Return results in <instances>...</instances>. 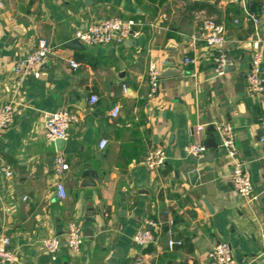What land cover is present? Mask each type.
<instances>
[{"label": "crops", "instance_id": "0c3cea01", "mask_svg": "<svg viewBox=\"0 0 264 264\" xmlns=\"http://www.w3.org/2000/svg\"><path fill=\"white\" fill-rule=\"evenodd\" d=\"M1 1L0 102L14 99L16 115L0 137V233L11 237L17 264H108L116 250V264H218L210 251L219 241L229 242L243 264H264V91L248 89L253 25L243 9L246 2L260 19L264 82V0ZM208 16L224 25L233 66L218 75L215 50L200 38L201 21ZM111 17L140 21V34L122 43L84 45L83 50L65 46L78 30ZM40 38L57 50L40 77L21 81L15 65L36 49ZM150 61L161 74L169 68L181 71L160 76L154 96L149 95ZM115 106L120 110L112 116ZM62 107L77 112L80 120L58 151L46 138L43 116ZM228 113L236 117L228 119ZM215 121L234 128L239 157L258 195L253 202L234 190L232 163L217 132L208 131L209 125L197 131L199 124ZM211 138L218 149L207 148L203 159L212 152V160L185 154L187 144L206 145ZM156 147L168 159L150 169L144 155ZM57 152L70 163L62 177L65 198L56 189ZM85 162L98 173L91 179L95 186L83 185ZM190 167L198 171L195 185ZM71 222L85 235L79 252L66 245ZM148 225L157 242L140 246L133 235ZM168 232L182 245L170 249ZM53 236L63 242L55 260L44 245Z\"/></svg>", "mask_w": 264, "mask_h": 264}, {"label": "built area", "instance_id": "2783aa9c", "mask_svg": "<svg viewBox=\"0 0 264 264\" xmlns=\"http://www.w3.org/2000/svg\"><path fill=\"white\" fill-rule=\"evenodd\" d=\"M1 6L2 1L0 0V7ZM243 9L246 14V19L253 25V31L250 35L253 52L251 68L247 74L248 89L252 94H261L264 91V82L261 76L263 51L261 49L259 37L260 19L257 13L251 10L246 2L243 3ZM236 21L238 22L239 20ZM140 25L141 22L134 19L111 17L93 22L87 28L78 30L74 38L86 46L105 45L114 42L122 43L132 35L140 34L138 28ZM199 29L200 38L204 40L207 46L215 50L214 64L216 72L222 73L225 66L231 63L225 50L226 29L224 25L219 23L214 17L208 16L202 19ZM56 50L57 48L52 46L45 38H40L37 42L36 49L27 54L15 65V73L19 80L22 81L29 76L40 77L49 55L56 52ZM185 62L195 65L196 60L186 57ZM70 64L73 68L79 66V63L74 59L70 60ZM160 73V66L154 61H150L148 67V83L151 89L149 91L150 96H154L159 90ZM96 100L97 97L93 96L92 101L95 102ZM119 110V106H115L112 110V116H116ZM15 115L14 99L0 102V137L6 128L15 123ZM43 117L45 135L51 142H55L57 139L67 140L70 135L71 126L80 120V116L77 112L66 107L58 108L54 111H47L44 113ZM210 124L215 127V131L220 138V146L231 160V181L234 190L247 202L255 201L258 195L255 193L251 175L245 169L244 162L239 157L236 136L232 124L225 121L202 123L198 125L197 131H204ZM260 141L264 147V136L260 138ZM106 144L107 140L104 139L101 141L100 147L103 148ZM184 151L187 156L200 159L205 156L207 146L204 142H193L187 144ZM167 159L168 155L162 147L149 149L144 155L145 164L150 169H157L164 166ZM69 169L70 163L66 156L62 152H57L54 157V171L59 179L56 184V189L60 198H65L67 196L62 177ZM6 175L12 176V171L7 170ZM168 233L170 235L168 239V247L170 249L182 245V240L171 236V232ZM84 236L81 226L75 222L69 223L66 229V245L68 249L72 252H79ZM157 238L158 237L152 230L146 228L137 230L133 235V241L140 246L155 243L157 242ZM260 242L264 252V227L260 231ZM62 244L63 242L58 236L48 237V239L44 241V245L52 260L57 258ZM210 257L218 264H243L235 256L231 244L227 241L215 243L211 248ZM17 263V255L11 248V237L7 233H0V264Z\"/></svg>", "mask_w": 264, "mask_h": 264}, {"label": "water", "instance_id": "95a60500", "mask_svg": "<svg viewBox=\"0 0 264 264\" xmlns=\"http://www.w3.org/2000/svg\"><path fill=\"white\" fill-rule=\"evenodd\" d=\"M66 47L68 48H71L72 50L75 49V50H83L85 47L84 45L77 39H72L70 41H68L66 44H65ZM248 46H249V50H252V43L251 42H248ZM166 65L169 67H172L174 65L173 62H166ZM233 66L232 65H226L225 68H224V71H228L230 69H232ZM44 70V68H43ZM43 72V71H42ZM167 73H172L173 75H178L181 73V71L179 70H176V69H172V68H169V69H165V71L162 72V74L160 73V76H167L168 74ZM219 73L215 71V75H218ZM241 116H247L248 118H250L249 115L247 114H239ZM228 119H231V118H234L236 117V114H229L227 115ZM208 131L210 132H214L215 131V127L210 124L209 127H208ZM55 145H56V148L58 151H60L64 145H65V140L63 139H57L55 140ZM207 148L209 149H213V150H216L218 149V144L216 142V139L215 138H211L209 140V142L206 144ZM212 152H208L207 156L203 159L201 158L200 160L201 161H204V160H212ZM91 162H85L84 163V166L87 167L86 169H84L82 171V177L83 178H87L83 181V185H87V184H91V185H96V182L94 180H91V179H97L98 178V173L95 169H93L91 167ZM188 173H189V178H190V182L191 184L195 185L196 181H197V178H198V171L195 170V168L193 167H190L189 170H188ZM147 229L149 230H152V226L151 225H148L147 226ZM87 234L91 235L92 232L91 230H88ZM120 254V250H116V252H114L107 260V263L108 264H116V261H117V258H118V255ZM173 264V263H172ZM174 264H179L178 262L177 263H174Z\"/></svg>", "mask_w": 264, "mask_h": 264}]
</instances>
